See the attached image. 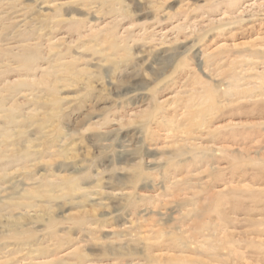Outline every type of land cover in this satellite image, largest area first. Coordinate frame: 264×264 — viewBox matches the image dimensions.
Segmentation results:
<instances>
[{
	"label": "rangeland",
	"instance_id": "rangeland-1",
	"mask_svg": "<svg viewBox=\"0 0 264 264\" xmlns=\"http://www.w3.org/2000/svg\"><path fill=\"white\" fill-rule=\"evenodd\" d=\"M36 2L0 0L39 46L0 54V264H264V0Z\"/></svg>",
	"mask_w": 264,
	"mask_h": 264
},
{
	"label": "bare ground",
	"instance_id": "bare-ground-1",
	"mask_svg": "<svg viewBox=\"0 0 264 264\" xmlns=\"http://www.w3.org/2000/svg\"><path fill=\"white\" fill-rule=\"evenodd\" d=\"M32 1L36 2L35 0H32ZM42 1H44V0H37L36 3H38V2L42 3ZM16 2L20 3V0H16ZM120 2L122 3V0H65V1H61V2L56 1L53 4H50L49 2L42 3V4H45L42 9H47V10L52 11L54 13H61L62 11L66 10V9H71V8H77L79 10H82V9L92 10L93 8H96V7H92L95 4L100 5V6L107 5L109 8L114 9V7L116 6L115 3L119 4ZM14 8L16 9V7H13L12 9L14 10ZM10 11H12V10H10ZM22 11H23V9H22ZM12 14H16V12L2 13V15H0L1 16L0 21L8 20V18ZM20 16H19L20 18H24V19H21L20 21L25 22V24H31V23L36 22V21H32V22L27 21V15L24 13V11L22 12V15H20ZM49 20H50V15H46L44 17L39 18L37 21H39L40 24L45 25L46 22ZM16 23H19V21L18 22L16 21ZM0 39H1V35H0ZM38 47H39L38 44H35V43L34 44H22V43H20L19 45L15 44V45H11V46L6 47V48H3L2 46H0V54L4 52V53H9V54H14L17 57L23 58V57H26L30 52L32 53ZM64 66L67 68H70L71 65H70V63H66ZM2 68H5V66H3ZM0 102H1V100H0ZM69 189L72 191V193L75 192L74 187H70ZM48 193H50V192H48ZM207 244H209V242Z\"/></svg>",
	"mask_w": 264,
	"mask_h": 264
}]
</instances>
